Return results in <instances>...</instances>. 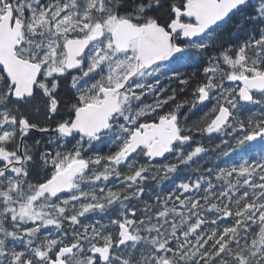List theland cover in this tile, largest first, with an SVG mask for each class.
Here are the masks:
<instances>
[{"label": "snow or ice", "instance_id": "6c2138e0", "mask_svg": "<svg viewBox=\"0 0 264 264\" xmlns=\"http://www.w3.org/2000/svg\"><path fill=\"white\" fill-rule=\"evenodd\" d=\"M0 264H264V0H0Z\"/></svg>", "mask_w": 264, "mask_h": 264}]
</instances>
